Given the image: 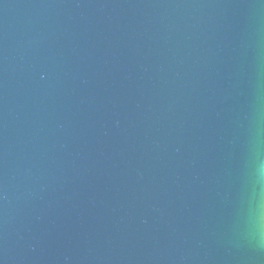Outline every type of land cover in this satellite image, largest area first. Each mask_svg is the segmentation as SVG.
Wrapping results in <instances>:
<instances>
[{"label":"water","instance_id":"water-1","mask_svg":"<svg viewBox=\"0 0 264 264\" xmlns=\"http://www.w3.org/2000/svg\"><path fill=\"white\" fill-rule=\"evenodd\" d=\"M0 264H264V0H0Z\"/></svg>","mask_w":264,"mask_h":264}]
</instances>
